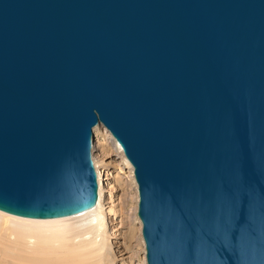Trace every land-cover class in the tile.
Returning <instances> with one entry per match:
<instances>
[{
	"label": "water",
	"instance_id": "95a60500",
	"mask_svg": "<svg viewBox=\"0 0 264 264\" xmlns=\"http://www.w3.org/2000/svg\"><path fill=\"white\" fill-rule=\"evenodd\" d=\"M98 123L147 264H264V0H0V210L94 207Z\"/></svg>",
	"mask_w": 264,
	"mask_h": 264
},
{
	"label": "bare ground",
	"instance_id": "6f19581e",
	"mask_svg": "<svg viewBox=\"0 0 264 264\" xmlns=\"http://www.w3.org/2000/svg\"><path fill=\"white\" fill-rule=\"evenodd\" d=\"M106 134L110 136L107 130ZM111 139L132 176V165L125 158L116 140L112 136ZM97 179L99 183V178ZM133 180L138 203V188L134 175ZM136 224L137 227L131 226L128 229L129 241L134 236L136 228L141 230L140 219ZM114 237L115 235L112 236ZM120 248L115 252L109 249L100 189L94 207L69 216L39 219L0 210V264H71L75 261L76 264H83V260L93 258L99 261L98 264H109L116 256L121 255L122 245ZM142 248L143 259L146 262L144 241Z\"/></svg>",
	"mask_w": 264,
	"mask_h": 264
},
{
	"label": "rangeland",
	"instance_id": "374dc122",
	"mask_svg": "<svg viewBox=\"0 0 264 264\" xmlns=\"http://www.w3.org/2000/svg\"><path fill=\"white\" fill-rule=\"evenodd\" d=\"M96 126L98 128L95 129ZM94 127L92 128L91 156L100 181L97 183L98 190L100 189L101 192L109 249L111 252H115L121 249L122 245L121 255L116 256L109 264H146L141 252L143 249L141 230L136 228L134 236L130 238V241L127 240L128 229L131 226L137 227L136 223L139 220L136 212L137 193L133 174L131 176L128 166L124 163L111 139V135H105L106 128L99 123ZM113 235H115L114 238H112ZM127 246L129 248L126 249ZM94 259L83 260L82 263L98 264L99 261ZM76 263L75 261L71 264Z\"/></svg>",
	"mask_w": 264,
	"mask_h": 264
}]
</instances>
